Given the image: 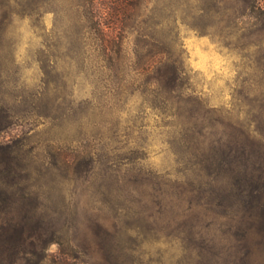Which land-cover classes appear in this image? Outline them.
Returning <instances> with one entry per match:
<instances>
[{
  "label": "rangeland",
  "instance_id": "374dc122",
  "mask_svg": "<svg viewBox=\"0 0 264 264\" xmlns=\"http://www.w3.org/2000/svg\"><path fill=\"white\" fill-rule=\"evenodd\" d=\"M28 1L0 0V252L264 264V232L247 257L238 222L201 199L228 180L206 183L182 123L264 145V0H52L40 16ZM160 60L183 70V100L151 85Z\"/></svg>",
  "mask_w": 264,
  "mask_h": 264
},
{
  "label": "trees",
  "instance_id": "16d2710c",
  "mask_svg": "<svg viewBox=\"0 0 264 264\" xmlns=\"http://www.w3.org/2000/svg\"><path fill=\"white\" fill-rule=\"evenodd\" d=\"M85 1L93 5L97 0ZM127 1H136L137 5L139 0ZM51 2L52 0H30L26 2L28 6L24 10L40 16L50 9ZM148 70L153 72L150 83L157 92L166 95L167 99L179 96L181 98L185 79L179 66L160 60L151 62ZM199 105L201 108H208L204 103ZM199 121L200 118L193 114L186 118V122H182L185 126L186 123L192 125L185 129L191 131L186 140L190 153L195 157L193 165L198 168L201 176L207 178L208 184L218 183L222 178L228 180L223 188L216 189V185H213L211 189L201 190L203 195L201 199H206L212 212L221 208L222 217L238 222L237 229L233 232L236 246L239 251L245 249V255L248 257L252 254L251 241L264 232V145L261 143L257 145L249 132H238L234 129L229 132L228 128H225L226 130L221 133L220 128L215 125L199 127ZM219 123L223 127V122ZM260 135L262 136L261 133ZM0 149H3L2 145ZM2 166L3 163H0V175L7 169ZM19 247L16 246L15 250L10 248L15 254L7 255L0 252V264H3L2 258L6 256L13 258L14 261L25 259V263L30 264L26 256H29L31 251L23 248L21 252L24 251L25 256L19 257V251H16ZM42 261L43 258L37 261V264H43Z\"/></svg>",
  "mask_w": 264,
  "mask_h": 264
}]
</instances>
